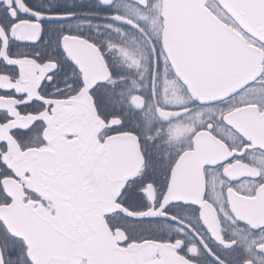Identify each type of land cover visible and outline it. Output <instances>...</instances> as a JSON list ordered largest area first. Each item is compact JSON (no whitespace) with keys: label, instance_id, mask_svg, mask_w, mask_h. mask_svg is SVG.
Returning a JSON list of instances; mask_svg holds the SVG:
<instances>
[{"label":"snow or ice","instance_id":"obj_1","mask_svg":"<svg viewBox=\"0 0 264 264\" xmlns=\"http://www.w3.org/2000/svg\"><path fill=\"white\" fill-rule=\"evenodd\" d=\"M0 264H264V0H0Z\"/></svg>","mask_w":264,"mask_h":264}]
</instances>
